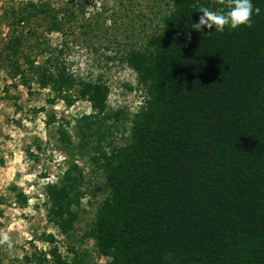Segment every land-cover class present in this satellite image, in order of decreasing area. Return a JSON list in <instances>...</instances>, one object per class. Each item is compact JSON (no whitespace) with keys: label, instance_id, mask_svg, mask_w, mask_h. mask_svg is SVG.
Wrapping results in <instances>:
<instances>
[{"label":"trees","instance_id":"1","mask_svg":"<svg viewBox=\"0 0 264 264\" xmlns=\"http://www.w3.org/2000/svg\"><path fill=\"white\" fill-rule=\"evenodd\" d=\"M168 1L158 31L125 55L145 96L125 116L131 125L122 129V145L109 139L116 127L104 82L76 77L58 57L36 62L21 53L26 32L36 34L33 18L43 16L47 31H60L78 12L32 0L5 10L0 67L27 89H47L49 102L90 103L91 112L76 120L77 148L92 152L106 195L79 240H91L98 257L110 258L106 264H264V0H252L260 12L251 27L222 33L191 27L201 6L217 10L212 0ZM45 113L47 124L54 121ZM56 132L69 153L71 135L62 125ZM81 172L73 160L44 186L47 219L67 237L85 193ZM10 189L24 206L26 195ZM41 237L54 242L52 234ZM69 250L70 262L52 246L24 255V264H80V254Z\"/></svg>","mask_w":264,"mask_h":264},{"label":"rangeland","instance_id":"2","mask_svg":"<svg viewBox=\"0 0 264 264\" xmlns=\"http://www.w3.org/2000/svg\"><path fill=\"white\" fill-rule=\"evenodd\" d=\"M28 1L0 0V50L10 23L9 17L3 16L4 11L9 15L12 8H22ZM32 1H47L56 9L66 8L78 13L74 20L64 23L60 31H47L48 21L43 16L33 18L29 24L36 34L26 32L21 53L28 54L36 62L48 56L58 57L76 77L104 82L108 86L106 112L116 127L109 139L113 145L124 144L128 133L122 129L131 125L125 116H132L145 96L125 55L158 31L160 20L171 3L168 0ZM36 42L39 45H35ZM49 97L47 89H40L35 83L27 89L18 79L11 80L0 67V161H3L0 163V264H24V255L47 252L52 246H57L68 262L72 257L69 246H73L82 259L80 264H106L110 258L98 257L91 240H79L106 195L100 189L103 175L101 171L95 172L90 158L92 152L77 148L81 139L76 120L91 112L90 103L79 99L66 106L59 98L49 102ZM41 106L45 109L36 111ZM46 111L55 116L48 124ZM115 111L120 114L114 116ZM59 125L71 135L73 143L69 153L57 139ZM73 160L81 168V186L85 193L79 219L67 237L47 219L44 186L47 182H55ZM12 185L17 186L15 192L26 195L24 206L11 191ZM43 234H52L54 242L42 239Z\"/></svg>","mask_w":264,"mask_h":264},{"label":"clouds","instance_id":"3","mask_svg":"<svg viewBox=\"0 0 264 264\" xmlns=\"http://www.w3.org/2000/svg\"><path fill=\"white\" fill-rule=\"evenodd\" d=\"M217 10H210L208 7L201 6L199 9L198 22L191 23L192 29L204 32V29L216 32H224L226 28L237 29L241 25L251 27L253 13L259 14L260 9L253 6L252 0H212ZM212 32L209 31L207 35ZM187 38L191 39V33H187ZM6 240L7 237L5 236ZM2 242V241H0Z\"/></svg>","mask_w":264,"mask_h":264}]
</instances>
